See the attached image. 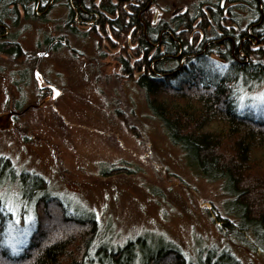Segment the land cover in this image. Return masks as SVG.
<instances>
[{
  "label": "rangeland",
  "instance_id": "rangeland-1",
  "mask_svg": "<svg viewBox=\"0 0 264 264\" xmlns=\"http://www.w3.org/2000/svg\"><path fill=\"white\" fill-rule=\"evenodd\" d=\"M64 3L55 1L47 16L21 18L17 25L8 21L7 39L18 41L24 55L0 54V114L43 101L33 78L34 60L46 50V39L65 42L40 64L61 94L0 128V156L12 163V169L0 172L1 244L13 256L23 251L37 229V197L46 195L60 198L68 216H93L100 234L94 246L106 243L116 249L143 237L149 251L177 248L186 264H206L208 256L214 262L228 254L240 264H264V254L247 244L255 239L252 232L240 239L213 220L217 212L237 221L228 214L230 197L222 180L204 178L171 141L135 80L138 72L126 79L116 65L122 55L112 34L77 24L69 33ZM159 6L178 13L196 7L192 0H157L151 8ZM127 59L137 58L132 51ZM196 61L206 66L208 76H222L228 69L214 54ZM262 82L238 81V110L264 118V103L258 99ZM22 172L42 176L46 187L27 196ZM139 253L134 264H142Z\"/></svg>",
  "mask_w": 264,
  "mask_h": 264
},
{
  "label": "trees",
  "instance_id": "trees-1",
  "mask_svg": "<svg viewBox=\"0 0 264 264\" xmlns=\"http://www.w3.org/2000/svg\"><path fill=\"white\" fill-rule=\"evenodd\" d=\"M36 2L0 0V24H3V19L7 24L10 21L17 25L21 18L23 21L36 18L33 9ZM21 3L26 9L23 17L19 8ZM92 3L93 0V7ZM106 3V8L114 13V6L108 1ZM135 3L137 6L132 8L129 23L125 21L126 15L121 9L122 34L117 30L112 33L123 41L125 49L128 45L126 32L132 24L136 26L132 30L131 41L137 43L133 47V56L137 59L134 62L123 60L121 74H125L126 79H132L138 72L135 80L145 93L150 111L161 121L171 141L182 148L204 178L222 180V186L230 197V202L226 204L228 214L234 215L237 221L227 215L223 218L217 212L216 215L211 214L213 220L240 239L245 240L244 235L252 232L254 241L246 243L250 249L264 254V118L252 117L238 110L236 101L238 81L262 82L264 64L251 61L240 64L228 56L225 60L228 66L226 73L208 76L201 61L192 62L188 58L185 61L187 66L173 72L174 64L167 67L166 62L174 63L175 57H163L161 44L155 40L159 27H150L152 8L147 9L149 4L146 5V0H135ZM141 10H144L141 16L148 26L145 34L143 24L138 20ZM191 12L185 11L178 16L182 26L187 27L179 36L183 53H190L192 47L189 41L194 27ZM69 17L72 19V11ZM3 32L5 30L0 28V33ZM7 41L0 39V53L13 57L23 55L18 42ZM164 44L169 52L176 50L177 53L179 50L180 45L176 41ZM11 167V160L0 156V172ZM20 177L29 197L47 184L42 176L30 172H22ZM66 210L60 198L38 196L37 229L20 254L13 256L1 244L0 229V264H134L138 252L142 264H186L185 257L177 248L161 246L156 252L149 251L143 237L127 240L116 249L106 243L94 246L100 234L93 216H68ZM231 258L229 254L227 258L218 255L214 262H210L208 256L205 261L206 264H220L221 260L227 264H240Z\"/></svg>",
  "mask_w": 264,
  "mask_h": 264
},
{
  "label": "flooded vegetation",
  "instance_id": "flooded-vegetation-1",
  "mask_svg": "<svg viewBox=\"0 0 264 264\" xmlns=\"http://www.w3.org/2000/svg\"><path fill=\"white\" fill-rule=\"evenodd\" d=\"M55 1L65 2L61 4V7L68 8V16L71 11L73 12L72 19L69 17L70 26L67 29L69 33H74L76 30L73 24L88 29L97 27L102 29V34L104 31H108L112 34L115 32L114 30L121 33L120 27L121 24H123L119 20L121 9L126 15L125 21L129 23L128 19L132 14V8H134L135 5L137 6L135 0H93V7L91 5V0H37L33 7L35 16L39 15V13L47 16L48 11L55 5ZM107 1L114 6V13L106 8ZM192 2L196 7L193 8L191 12V17L193 19L192 25L194 27L189 34V41L192 45L190 53H183V47L179 42V36L183 31L187 30V27H183L182 22L178 19L180 14L189 11V9L187 8L185 11L179 13L175 11L169 12L168 9L162 6H159L160 8L156 7L154 10L152 9L150 27H159L155 40L161 44L160 51L163 52V57H175L174 60L176 64L173 67L174 69L182 65L187 66L188 62L186 63L185 61L188 58L193 62L195 59L208 55L211 56L213 54L223 60H228L227 57L231 56L240 64H247L249 61L264 64V0H192ZM146 3V5L152 3L150 6L152 7L157 3V0H146ZM150 7H147V9ZM19 8L21 17H23L26 9L22 3L19 5ZM143 11L144 10H141L140 13H138V20L142 22L145 34V30L148 26L142 19L141 13ZM2 23L3 24H0V28H3L5 32L0 33V39H5L6 41L8 40L6 38L10 35V28L4 19ZM135 27L136 26L132 24L126 32L128 41L127 48H125L126 50L124 49L123 41L118 40V38L113 35L111 36V38L114 37L112 38L113 42L116 43L117 47L120 49L119 53L122 55L120 61H118L116 65L120 64L122 66L123 60L127 59V55L132 53L134 45L131 41V33ZM171 40L178 42L180 45L177 53L176 50L172 52L167 51L164 42L170 43ZM62 42H65V40L58 38H49L45 40L46 50L41 53H46L43 58H40V52L37 53L38 56L35 58L32 68L33 78L40 89L39 93L44 94L43 101L39 104H27L21 109H18L21 104L17 105L18 108L13 109L15 111V114L12 116L13 120L27 113L31 108H39L50 99L56 98L61 94L59 88L53 82H50L48 78H45L44 73L40 71V64L45 56L49 55L50 50L56 49ZM110 51L113 52V49H110ZM0 54L5 55L4 53ZM21 75H23V77L25 76L24 73H21ZM22 79L20 81H22ZM56 90L59 91L57 94ZM55 94L56 96H54Z\"/></svg>",
  "mask_w": 264,
  "mask_h": 264
},
{
  "label": "water",
  "instance_id": "water-1",
  "mask_svg": "<svg viewBox=\"0 0 264 264\" xmlns=\"http://www.w3.org/2000/svg\"><path fill=\"white\" fill-rule=\"evenodd\" d=\"M46 52L44 53H40V56L44 55ZM59 91L56 90V94L58 93ZM56 94L54 96H56ZM15 114V111L14 110H11L7 113H3V114H0V128L1 129H5V128H9L13 122V119H12V116Z\"/></svg>",
  "mask_w": 264,
  "mask_h": 264
},
{
  "label": "snow or ice",
  "instance_id": "snow-or-ice-1",
  "mask_svg": "<svg viewBox=\"0 0 264 264\" xmlns=\"http://www.w3.org/2000/svg\"><path fill=\"white\" fill-rule=\"evenodd\" d=\"M243 99V97H242ZM258 99L261 101V103H264V93H261L258 97Z\"/></svg>",
  "mask_w": 264,
  "mask_h": 264
}]
</instances>
